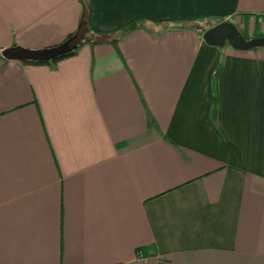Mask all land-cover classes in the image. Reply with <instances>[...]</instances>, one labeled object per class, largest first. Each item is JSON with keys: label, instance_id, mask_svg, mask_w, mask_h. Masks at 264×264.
I'll return each mask as SVG.
<instances>
[{"label": "crops", "instance_id": "obj_1", "mask_svg": "<svg viewBox=\"0 0 264 264\" xmlns=\"http://www.w3.org/2000/svg\"><path fill=\"white\" fill-rule=\"evenodd\" d=\"M83 22L0 63V264H264V48L203 39L264 0H0V56Z\"/></svg>", "mask_w": 264, "mask_h": 264}, {"label": "water", "instance_id": "obj_2", "mask_svg": "<svg viewBox=\"0 0 264 264\" xmlns=\"http://www.w3.org/2000/svg\"><path fill=\"white\" fill-rule=\"evenodd\" d=\"M87 29V23L80 25L79 31L70 36L63 43L41 50H27L21 47H12L2 52V57L8 61L52 63L70 54L76 53L82 46L91 43L81 30ZM204 41L213 47L223 48L226 45L236 50L248 51L264 48V36L247 40L238 27L231 22L220 23L207 31L203 35Z\"/></svg>", "mask_w": 264, "mask_h": 264}, {"label": "trees", "instance_id": "obj_3", "mask_svg": "<svg viewBox=\"0 0 264 264\" xmlns=\"http://www.w3.org/2000/svg\"><path fill=\"white\" fill-rule=\"evenodd\" d=\"M208 30V29H207ZM207 30H205V31H207ZM204 31V32H205ZM241 32V31H240ZM242 34H243V36L247 39V40H250V39H253V38H258V37H263V36H258V37H250V36H248L247 34H245V33H243V32H241ZM71 36H73V35H71ZM73 55H75V53L74 54H70V55H68L67 57H71V56H73ZM67 57H64V58H67ZM64 58H62V59H64ZM62 59H60V60H62ZM5 59L4 58H2L1 56H0V63L1 62H3ZM60 60H58V61H55V62H52V63H37V62H24V63H26V64H30V65H56ZM218 74H219V70L217 71V73H216V77H215V79H217V76H218ZM217 109H218V98H217V95L216 94H214V98H213V115H214V117H216V114H217ZM143 250L144 249H139L138 250V257L139 258H141V257H144V255L145 256H147V253H143Z\"/></svg>", "mask_w": 264, "mask_h": 264}]
</instances>
